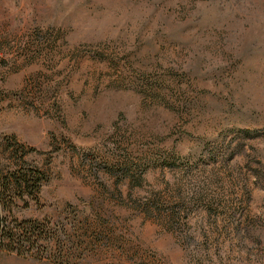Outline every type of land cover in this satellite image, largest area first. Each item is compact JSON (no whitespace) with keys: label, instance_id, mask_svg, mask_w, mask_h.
Returning <instances> with one entry per match:
<instances>
[{"label":"rangeland","instance_id":"1","mask_svg":"<svg viewBox=\"0 0 264 264\" xmlns=\"http://www.w3.org/2000/svg\"><path fill=\"white\" fill-rule=\"evenodd\" d=\"M17 168L3 216L71 240L0 264H264V0H0Z\"/></svg>","mask_w":264,"mask_h":264},{"label":"trees","instance_id":"2","mask_svg":"<svg viewBox=\"0 0 264 264\" xmlns=\"http://www.w3.org/2000/svg\"><path fill=\"white\" fill-rule=\"evenodd\" d=\"M41 179V172L36 169L25 171L23 168H17L10 170L6 179L0 183V250L8 252L17 251L19 255H23V248L26 247L28 252L37 250L43 258H49L50 255L47 252L50 246L52 249L60 250L71 240L64 234L67 233L66 230H64L63 238H58L57 231L50 230L49 226H43L38 221L12 220L9 222L7 221L8 218L3 216L4 210L1 208V203L3 204L12 200L13 196L17 194L20 196L24 195L29 190L39 192L41 189ZM11 195L13 196L11 197ZM73 227H76V225ZM52 233L54 238L50 241L49 234ZM71 243L73 244L72 241ZM71 247L75 248L76 246Z\"/></svg>","mask_w":264,"mask_h":264}]
</instances>
